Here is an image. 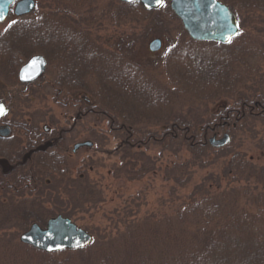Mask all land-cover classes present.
I'll return each mask as SVG.
<instances>
[{"label":"trees","instance_id":"16d2710c","mask_svg":"<svg viewBox=\"0 0 264 264\" xmlns=\"http://www.w3.org/2000/svg\"><path fill=\"white\" fill-rule=\"evenodd\" d=\"M67 1L81 7L87 2ZM223 1L235 12L240 31L230 43H222L195 39L184 28L166 55L168 69L170 59L175 60L168 81L127 53L103 45L69 12L15 16L0 31V69L16 75L30 54L42 51L56 70L53 97L71 106L76 119L106 120L112 130L123 132L127 148L157 140L174 146V151L187 146L190 156H179L162 170L181 187H187L200 168L207 170L188 196L172 188L171 193L178 194L172 212L160 219L149 212L141 218L133 213L120 219L124 228L115 234L92 232L94 240L86 247L47 252L22 242L17 231L33 220L68 215L49 206L58 199L63 204V195L83 204H96L102 195L85 175L70 179L65 161L44 152L39 164L13 179L4 175L0 182V264H264V164L253 161L234 140L238 129L264 119V0ZM124 4L135 18L151 11L140 1ZM162 8L177 17L169 0ZM115 11L117 17L126 12L119 7ZM190 78L200 86L209 78L217 87L192 92L187 87ZM212 100L225 102L218 109L204 107L202 114L188 106H206ZM157 102L168 106L154 111L150 106ZM20 128L16 134L35 138V131ZM225 131L232 135L226 145L209 142L211 135ZM146 160L135 172L151 171L152 163ZM78 187L80 195L72 192Z\"/></svg>","mask_w":264,"mask_h":264},{"label":"rangeland","instance_id":"374dc122","mask_svg":"<svg viewBox=\"0 0 264 264\" xmlns=\"http://www.w3.org/2000/svg\"><path fill=\"white\" fill-rule=\"evenodd\" d=\"M124 3L126 2L122 0H87L86 5L81 7L75 6L67 0H37V6L32 14L41 10L58 14L69 12L80 22L82 27L89 29L93 38L96 37L103 45L127 53L131 58L144 64L155 76L168 81L171 73L170 68L175 60L173 58L168 60V69L166 55L185 28L181 19L173 14H168L163 8L153 9L149 14L143 12L140 19L135 18L129 14V8ZM118 7L126 12L120 13L122 15L117 17L115 9ZM15 16L13 6H11L8 17L4 21H0V31L8 26L9 21ZM156 37L161 38L163 44L159 50L154 51L150 48V42ZM262 69H264V62ZM171 75L173 74L171 73ZM55 77L56 70L53 65H50L41 80L42 90L32 96L21 93L15 100L14 109L5 116L8 119L13 115L35 119L40 124L51 122L53 126L67 128L66 143L70 147L68 164L71 167L72 175L70 179L74 176L77 177L82 171L89 185L91 184L93 189L98 190L100 197L102 195V199L100 198L96 204L94 201L83 204L80 203L81 201L76 202L73 198L68 199L69 197L63 195L66 198L63 204H60L59 199L56 203L55 201L49 202V206L51 205L53 210L68 211L70 214L68 216L96 235L99 233L115 234L124 228L120 220L122 217L126 219L127 216L132 217L133 213H137L141 218L149 212L160 219L165 214L171 213L173 201L178 196L177 193H171L172 188L175 186L176 191L183 193L186 197L193 190L195 183L201 181L202 175L207 170L200 167L187 187L179 186L172 177L168 178L167 174L162 172L163 168L172 167L174 160L179 159V156H190L191 153L187 146L188 149L184 147L182 151L175 148L176 152L173 150L174 146H167L164 142L157 140V142H150L144 147L127 148L123 132L112 130L106 120L95 116L76 119L71 106L58 104L54 99ZM205 82L204 86H200L190 78L187 87H190L192 92L202 93L217 87L211 86L212 81L209 78ZM7 84L5 96H9L8 89L12 85ZM254 87L256 86L254 85ZM27 95L30 96V100L25 99ZM224 102L212 100L207 102L206 106L192 103H189L188 106L193 105L191 109L195 112L200 111L202 114L204 107L218 109ZM161 103L157 102L150 107L152 110L158 111L168 106ZM152 128L156 129L157 126ZM85 139H92L93 145L81 146L76 152H72L71 148L74 143ZM234 140L240 143L238 147L245 150L253 161L264 164L263 118L253 120L238 129ZM144 157L147 159L146 162L152 163L151 171L146 174L140 173L138 170L135 172L144 164ZM132 164L135 167L132 172H128V167H132ZM196 167L198 166H192V168ZM60 186L59 184L58 187ZM67 186L74 187L72 182H67ZM75 190L79 195L82 193L81 187L73 189L72 192ZM45 220L46 218L42 220V223ZM22 232L17 231L19 238V234ZM10 252L7 250L6 254ZM3 253L2 248L0 255Z\"/></svg>","mask_w":264,"mask_h":264},{"label":"water","instance_id":"95a60500","mask_svg":"<svg viewBox=\"0 0 264 264\" xmlns=\"http://www.w3.org/2000/svg\"><path fill=\"white\" fill-rule=\"evenodd\" d=\"M132 2L136 0H123ZM147 9L158 8L162 3L158 0H139ZM3 7L4 21L13 5V11L17 15H23L31 12L36 0H0ZM170 5L182 20L188 33L199 40H216L222 43L228 42L240 30L235 14L229 6L222 0H170ZM238 26V27H237ZM162 45V39L154 38L150 42L152 50H158ZM47 60L41 53L32 55L28 61L21 67L20 77L23 81H31L40 76L46 68ZM0 104L9 111L8 106L0 101ZM4 116V115H3ZM3 116H0L2 118ZM8 128L3 132L7 133ZM231 140V134L225 132L223 136L213 135L209 142L214 146L226 145ZM84 144H92L90 140L78 142L75 148ZM46 147V146H44ZM20 239L31 244L37 249L47 252H56L64 249H77L86 247L93 240V234L84 227L78 225L70 216L61 213L48 218L45 225L38 221L31 223L28 229L23 231Z\"/></svg>","mask_w":264,"mask_h":264},{"label":"flooded vegetation","instance_id":"af4514ba","mask_svg":"<svg viewBox=\"0 0 264 264\" xmlns=\"http://www.w3.org/2000/svg\"><path fill=\"white\" fill-rule=\"evenodd\" d=\"M35 8L36 6L33 10H35ZM37 53L43 54L47 60L44 72L31 81L21 80V67L32 55ZM50 65V60L47 54L42 51H37L33 52L25 59V61L18 67L17 72L15 73L16 75L12 76L10 73H6L0 69V101L4 102L8 106L9 112L14 109L15 100L21 93L35 95L39 92V90H42L41 80L45 76V73ZM7 83L12 84L10 89H8L9 96L4 95L6 92V86H8ZM21 125H24L28 130L32 129V131H35V138L31 139L32 134H27L26 136H24V134H16V130H23L20 128ZM4 128H8L9 131L4 133ZM66 132H68L67 128L53 126L51 122H44L43 124H40V122L35 119H26L24 117H17L14 115L9 119L5 116L0 118V182L3 181L4 175H11L9 176V179H13L14 175L19 171L20 173H23V170H29V168L33 167V165L39 164V162L43 159L42 153L44 152V155H48L50 153L53 158L64 160L67 172H69L70 176H72L70 173L71 167H69L68 164L70 147H68L66 143ZM10 137L17 138H14L13 140V138L10 139ZM60 137L64 138V142L62 144L58 142ZM29 139L31 141H29ZM87 140H90L92 144H84L79 147L93 145L92 139L79 140L76 141L71 148L72 152H76L79 148H75L76 143ZM6 148L8 152L3 153ZM28 176L29 174L26 175V178L31 179ZM80 176H83L82 171L79 172V177ZM14 181L15 180H12V182Z\"/></svg>","mask_w":264,"mask_h":264},{"label":"snow or ice","instance_id":"6c2138e0","mask_svg":"<svg viewBox=\"0 0 264 264\" xmlns=\"http://www.w3.org/2000/svg\"><path fill=\"white\" fill-rule=\"evenodd\" d=\"M11 2H14V0H11ZM158 2L162 3V0H158ZM0 19H4L2 5H0ZM228 42L229 43L231 42V37L228 38ZM6 113H7V110L4 108L2 104H0V116L6 115Z\"/></svg>","mask_w":264,"mask_h":264}]
</instances>
